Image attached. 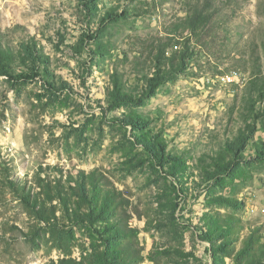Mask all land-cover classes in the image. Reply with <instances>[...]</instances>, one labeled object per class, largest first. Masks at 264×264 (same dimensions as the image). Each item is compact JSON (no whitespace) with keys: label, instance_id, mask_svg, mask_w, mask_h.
I'll return each mask as SVG.
<instances>
[{"label":"rangeland","instance_id":"374dc122","mask_svg":"<svg viewBox=\"0 0 264 264\" xmlns=\"http://www.w3.org/2000/svg\"><path fill=\"white\" fill-rule=\"evenodd\" d=\"M0 43L39 56L0 75V264H264V0H0ZM164 48L183 70L138 96Z\"/></svg>","mask_w":264,"mask_h":264},{"label":"trees","instance_id":"16d2710c","mask_svg":"<svg viewBox=\"0 0 264 264\" xmlns=\"http://www.w3.org/2000/svg\"><path fill=\"white\" fill-rule=\"evenodd\" d=\"M85 3H93L97 0H83ZM187 28L190 30L191 34L196 33L206 26L208 19L203 16V13L194 12L187 19ZM168 46V45H167ZM24 53L16 52L14 49H11L9 45L4 46V44L0 43V75L10 76L11 78L21 80V79H29L32 78V75L18 73L17 75H13L12 64L17 60L18 57L22 59L31 58L35 60L39 59L37 51L34 47L26 46L24 47ZM185 51L183 53H179V51H175L170 57L165 56V48L160 50V53H155L154 62L155 72L151 77H149L146 81V84L143 88L142 93L138 96L143 98H148L156 94L157 89L168 79H171L175 73H179L183 70V62L185 61ZM189 56V55H187ZM33 75L35 76L36 73ZM109 95H111L117 104L119 103H128L133 102L135 99L127 93H124L118 83L115 82L113 89L109 90ZM139 100H141L139 98ZM140 121L134 122L132 119L129 121L130 123H135L137 128H141L138 124H145L143 119H139ZM164 149V146L162 144ZM231 149L233 147H230ZM5 181L4 183L11 189V191L26 205L32 207L37 210V212L41 213V216L44 220L49 218L46 217L49 214V210L46 209V205L51 203L54 199L59 200L61 204L62 210L64 213L70 215L69 213V198L67 192V186L65 185V181L61 179L56 180L51 186H48L44 192L35 191L32 185L29 186V181L26 180H17L11 179L8 175V170L5 169ZM96 180V179H95ZM69 182L68 188L73 190L74 187L71 186V181ZM66 181V182H67ZM104 188V187H101ZM43 194L46 197H43ZM113 201V194L111 191L107 189H101V196L97 202L98 206L102 208L108 202ZM103 210L100 211L102 213ZM51 214L55 215L54 212ZM76 216L79 215V212L74 213ZM101 216V215H100Z\"/></svg>","mask_w":264,"mask_h":264},{"label":"built area","instance_id":"2783aa9c","mask_svg":"<svg viewBox=\"0 0 264 264\" xmlns=\"http://www.w3.org/2000/svg\"><path fill=\"white\" fill-rule=\"evenodd\" d=\"M262 212L264 213V208L262 209Z\"/></svg>","mask_w":264,"mask_h":264}]
</instances>
